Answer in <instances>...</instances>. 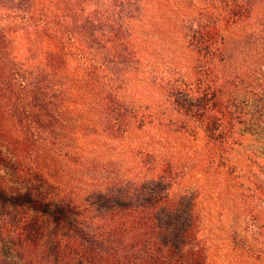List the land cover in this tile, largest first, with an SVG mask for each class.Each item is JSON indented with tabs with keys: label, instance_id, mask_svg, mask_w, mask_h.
Wrapping results in <instances>:
<instances>
[{
	"label": "trees",
	"instance_id": "obj_1",
	"mask_svg": "<svg viewBox=\"0 0 264 264\" xmlns=\"http://www.w3.org/2000/svg\"><path fill=\"white\" fill-rule=\"evenodd\" d=\"M146 12L143 0H0V264H208L194 195L129 135L166 106L228 153L242 100L220 67L252 1ZM255 193L264 205V182Z\"/></svg>",
	"mask_w": 264,
	"mask_h": 264
},
{
	"label": "rangeland",
	"instance_id": "obj_2",
	"mask_svg": "<svg viewBox=\"0 0 264 264\" xmlns=\"http://www.w3.org/2000/svg\"><path fill=\"white\" fill-rule=\"evenodd\" d=\"M196 1L143 0L145 15L166 19L174 18L178 9L188 13ZM251 1L250 22L226 34L229 63L220 67L224 78H235L233 87L242 100L228 153L206 146L197 128L170 117L166 106L152 105L149 113L155 122L129 135L133 147L144 141L166 154L179 176L175 192L194 195L208 264H264V205L255 193L264 182V0ZM183 131L181 138L176 136Z\"/></svg>",
	"mask_w": 264,
	"mask_h": 264
}]
</instances>
